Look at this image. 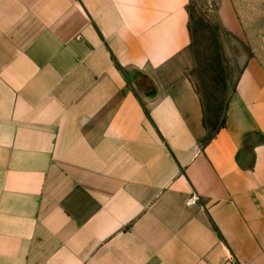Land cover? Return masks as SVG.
<instances>
[{
  "label": "crops",
  "instance_id": "1",
  "mask_svg": "<svg viewBox=\"0 0 264 264\" xmlns=\"http://www.w3.org/2000/svg\"><path fill=\"white\" fill-rule=\"evenodd\" d=\"M195 1L0 0V264H264V67L204 141Z\"/></svg>",
  "mask_w": 264,
  "mask_h": 264
},
{
  "label": "rangeland",
  "instance_id": "2",
  "mask_svg": "<svg viewBox=\"0 0 264 264\" xmlns=\"http://www.w3.org/2000/svg\"><path fill=\"white\" fill-rule=\"evenodd\" d=\"M236 4L246 25L240 24ZM191 14L193 42L182 66L206 104L207 141L222 126L226 102L246 63L257 55L264 67V0H196Z\"/></svg>",
  "mask_w": 264,
  "mask_h": 264
},
{
  "label": "built area",
  "instance_id": "3",
  "mask_svg": "<svg viewBox=\"0 0 264 264\" xmlns=\"http://www.w3.org/2000/svg\"><path fill=\"white\" fill-rule=\"evenodd\" d=\"M197 202V199L195 197H191L189 200H188V204L189 205H193Z\"/></svg>",
  "mask_w": 264,
  "mask_h": 264
}]
</instances>
